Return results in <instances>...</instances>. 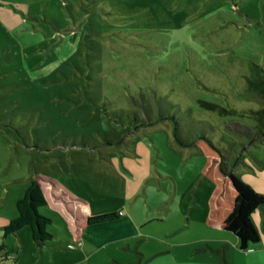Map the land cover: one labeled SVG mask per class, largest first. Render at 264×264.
<instances>
[{"label": "rangeland", "instance_id": "obj_1", "mask_svg": "<svg viewBox=\"0 0 264 264\" xmlns=\"http://www.w3.org/2000/svg\"><path fill=\"white\" fill-rule=\"evenodd\" d=\"M263 86L264 0H0V195L50 178L123 205L151 264H264V212L248 250L205 224L216 180L195 145L264 194Z\"/></svg>", "mask_w": 264, "mask_h": 264}, {"label": "crops", "instance_id": "obj_2", "mask_svg": "<svg viewBox=\"0 0 264 264\" xmlns=\"http://www.w3.org/2000/svg\"><path fill=\"white\" fill-rule=\"evenodd\" d=\"M41 181L47 204L41 206L39 210L43 215L52 218L48 229L53 234V238L38 244L34 241L28 226L5 235L4 227L18 216L17 202L28 186H22V194H13L14 202L8 207L2 194L0 195L1 264H9V258H13L15 264H151L147 261L151 256L148 255L150 253L143 244L133 239L139 233L130 215L125 211L120 214L123 205L116 209L95 211L91 207L89 196L71 194L50 178L42 177ZM260 211L264 212V207L256 209L252 215ZM109 212H117L120 217L99 223L87 222L89 216ZM207 217L208 212L205 224L209 226ZM56 221L59 223L55 224ZM130 229L133 231H129ZM162 242L164 245L159 244L157 247L159 251L153 255L170 252L171 247L175 245L165 240ZM253 247L254 245L250 248Z\"/></svg>", "mask_w": 264, "mask_h": 264}, {"label": "trees", "instance_id": "obj_3", "mask_svg": "<svg viewBox=\"0 0 264 264\" xmlns=\"http://www.w3.org/2000/svg\"><path fill=\"white\" fill-rule=\"evenodd\" d=\"M255 82H250L253 88ZM259 95L264 98V86L259 89ZM208 108L216 110L218 104L206 102ZM258 120L257 135L264 133V107L252 111ZM198 148L209 147L212 157L206 165V172L215 175L216 187L210 199L207 224L210 227H220L234 233L239 242V248L248 250L260 241V233L256 229L252 214L260 207H264V194L256 192L252 186L241 181L236 174L225 168L224 157L218 147L208 138L200 137L195 141ZM47 204L41 178H33L25 194L17 202L18 216L5 227V235L15 233L28 226L32 237L38 244H43L53 238L48 227L52 218L40 213V207ZM120 217L117 212H109L88 217V223H99L115 220ZM1 259V256H0ZM1 264V260H0Z\"/></svg>", "mask_w": 264, "mask_h": 264}, {"label": "built area", "instance_id": "obj_4", "mask_svg": "<svg viewBox=\"0 0 264 264\" xmlns=\"http://www.w3.org/2000/svg\"><path fill=\"white\" fill-rule=\"evenodd\" d=\"M120 214H123V211H120Z\"/></svg>", "mask_w": 264, "mask_h": 264}]
</instances>
